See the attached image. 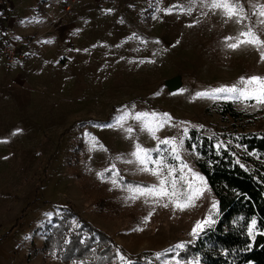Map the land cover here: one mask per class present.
Here are the masks:
<instances>
[{
    "label": "rangeland",
    "instance_id": "1",
    "mask_svg": "<svg viewBox=\"0 0 264 264\" xmlns=\"http://www.w3.org/2000/svg\"><path fill=\"white\" fill-rule=\"evenodd\" d=\"M66 1L0 0V38L29 44L19 64L0 56V228L6 234L18 223L0 239V264H74L46 258L43 251L45 236L68 206L127 255L139 256V262L130 260L110 247L103 264H197L192 247L220 213L196 154L186 146L189 133L199 130L218 149L241 134L264 133V104L239 93H196L264 77L259 52L245 45L232 50L227 44L236 41L226 39L248 27L264 39L258 24L264 18L254 15L264 0H241L248 18L239 23L210 9L211 0H104L71 37L51 23L39 28L42 4L61 9ZM60 9L48 15L59 16ZM172 78L182 83L174 92L165 86ZM228 102L242 120L218 113ZM124 111L130 115L123 128L107 126ZM137 112L166 120L157 138L132 118ZM165 138H175L179 160L171 145L160 143ZM136 144L151 150L153 160L174 166L177 178L187 165L183 174L203 190L194 207L181 211L167 199L130 198L129 186L158 184L131 155ZM186 187L178 182L179 190ZM209 218L193 234L196 223Z\"/></svg>",
    "mask_w": 264,
    "mask_h": 264
},
{
    "label": "trees",
    "instance_id": "2",
    "mask_svg": "<svg viewBox=\"0 0 264 264\" xmlns=\"http://www.w3.org/2000/svg\"><path fill=\"white\" fill-rule=\"evenodd\" d=\"M218 111L238 121L244 116L232 102ZM186 146L196 154V166L213 191L220 213L217 224L192 247L197 264H264V133L241 134L218 149L212 138L193 129ZM253 219L256 224L249 235ZM54 222L43 244L46 258L103 264L110 247L129 256L108 234L84 221L73 206L62 208ZM17 227L18 223L0 239ZM129 259L139 262V256Z\"/></svg>",
    "mask_w": 264,
    "mask_h": 264
},
{
    "label": "snow or ice",
    "instance_id": "3",
    "mask_svg": "<svg viewBox=\"0 0 264 264\" xmlns=\"http://www.w3.org/2000/svg\"><path fill=\"white\" fill-rule=\"evenodd\" d=\"M194 2V0H193ZM212 10H219L227 20H233L237 23L242 21L247 17V13L241 3V0H211L208 5ZM183 10V9H182ZM169 13L172 9L167 10ZM188 13H191L192 9H187ZM206 14V13H205ZM261 18H264V4H261L258 8V11L254 13ZM258 24L264 25V19H260ZM242 38V39H241ZM228 40H235L234 43H228L227 47L236 50L241 47V45L251 46L257 50L260 54V58L264 60V39L254 31L253 27H248L246 31H241L236 37H228ZM240 83L243 87L238 88L236 85L231 87H220L213 89L212 92H198L196 93L197 98L210 97L214 96L215 93H239L240 97L245 99H255L257 103L264 104V77L260 76H251L248 78H241ZM130 113L124 111L122 115L116 118L115 125H107L108 127L119 126L123 128V122L129 118ZM167 119H171L167 113L163 114ZM151 117V119H149ZM136 121H142V130H147L153 138L156 137V132L164 126L166 120H157L156 113H147V112H137L134 117ZM128 133L133 131V128L129 127L126 129ZM93 146L95 147L96 141H92ZM161 144L171 145V151L175 154L174 159L179 160L180 156L178 154V145L175 138H165L160 140ZM182 143V141H181ZM103 148V146H100ZM135 150L131 155L135 158V161L138 162L143 167L140 169L144 172H150L153 176H156L158 179V184H154L150 187H131L129 186V191L132 193L131 199L136 200L141 196L153 197L157 201L167 199L178 210H185L186 208L194 207V201L202 195L201 189L194 188L193 184L186 178L183 174V169L187 168V165H182L180 171L181 175L179 178L176 177L177 169L172 165H166L162 159L153 160L149 154L151 150L143 148L140 144H136ZM131 162V161H130ZM151 162L155 167L149 168L147 165ZM113 167H115L113 165ZM165 168L167 172L165 174ZM191 170L189 169V172ZM102 175V174H101ZM193 179H199L203 182V177H199L197 174H193ZM178 182H183L187 185L186 189L181 191L178 189ZM116 183V181H113ZM164 207H168L169 204L165 203ZM215 207V204L213 205ZM151 213L149 214V216ZM148 218L146 217L145 220ZM210 222L209 220L197 222L193 228V234H197V230H203L205 223ZM256 221L253 219L248 226L249 235L253 234ZM140 230V229H138ZM175 247L183 248V244H178ZM159 256V254H157ZM120 259L123 260L124 257L120 256ZM179 264V262H177Z\"/></svg>",
    "mask_w": 264,
    "mask_h": 264
},
{
    "label": "crops",
    "instance_id": "4",
    "mask_svg": "<svg viewBox=\"0 0 264 264\" xmlns=\"http://www.w3.org/2000/svg\"><path fill=\"white\" fill-rule=\"evenodd\" d=\"M104 0H90L89 2H86L83 5H80L77 9L76 12L79 13V16H81L80 20H73V19H68V18H64L63 17V7L55 6L51 3H46V4H42L41 7V12L43 13V18L39 19L37 18V21L39 22L38 26L39 28L42 27L43 23H51L53 24L55 27H60L62 28V32H64L68 37H71V34H74L75 31L81 27L83 21L85 18H87L91 13L95 12V9H97L98 7L102 6V4H99L100 2H102ZM60 9V14L59 16H49L48 14H52L58 12ZM79 18V17H78ZM76 18V19H78ZM42 20V22H41Z\"/></svg>",
    "mask_w": 264,
    "mask_h": 264
},
{
    "label": "built area",
    "instance_id": "5",
    "mask_svg": "<svg viewBox=\"0 0 264 264\" xmlns=\"http://www.w3.org/2000/svg\"><path fill=\"white\" fill-rule=\"evenodd\" d=\"M86 0H67L63 5V17L70 18L76 17L78 18V14H76V9L79 7L78 5L81 2ZM29 44H24L21 42H17L12 39H4L0 38V56L5 59V61L9 65H16L20 62L24 61L28 56ZM5 235L2 228H0V238Z\"/></svg>",
    "mask_w": 264,
    "mask_h": 264
},
{
    "label": "water",
    "instance_id": "6",
    "mask_svg": "<svg viewBox=\"0 0 264 264\" xmlns=\"http://www.w3.org/2000/svg\"><path fill=\"white\" fill-rule=\"evenodd\" d=\"M182 83L180 78H172L165 81V86L171 91H177L180 89Z\"/></svg>",
    "mask_w": 264,
    "mask_h": 264
}]
</instances>
